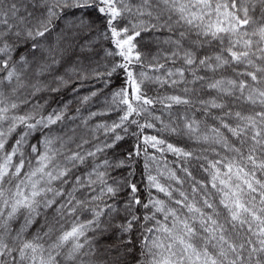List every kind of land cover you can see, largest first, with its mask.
Returning a JSON list of instances; mask_svg holds the SVG:
<instances>
[{
	"label": "snow or ice",
	"instance_id": "obj_1",
	"mask_svg": "<svg viewBox=\"0 0 264 264\" xmlns=\"http://www.w3.org/2000/svg\"><path fill=\"white\" fill-rule=\"evenodd\" d=\"M0 264H264V0H0Z\"/></svg>",
	"mask_w": 264,
	"mask_h": 264
},
{
	"label": "trees",
	"instance_id": "obj_2",
	"mask_svg": "<svg viewBox=\"0 0 264 264\" xmlns=\"http://www.w3.org/2000/svg\"><path fill=\"white\" fill-rule=\"evenodd\" d=\"M99 85H97L98 87ZM91 88V85L85 86L83 88L80 89V95H86L89 92V89ZM47 95V99L48 102L51 104V106L53 108L58 107L60 105H63L65 103H69L70 107H72L73 109L79 104V98L75 96L74 93L68 91L67 89L62 90L60 93H51V94H46ZM43 103V101H41ZM98 107V105H94L92 107V110H96V108ZM85 108H87V106H85ZM86 114V111H85ZM130 146V142H125L123 143V146L121 147L120 151L124 152L127 151L128 147ZM169 159H171V157H169ZM142 165H138L137 166V175L134 177V179L136 181H140L141 180V175L140 173L142 172ZM126 174V173H125ZM142 187V185H141Z\"/></svg>",
	"mask_w": 264,
	"mask_h": 264
}]
</instances>
